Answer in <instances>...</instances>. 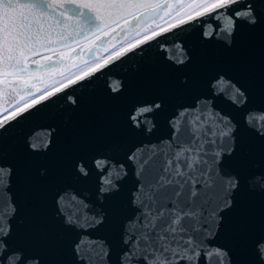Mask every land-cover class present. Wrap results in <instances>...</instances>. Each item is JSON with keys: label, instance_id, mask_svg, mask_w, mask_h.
Returning a JSON list of instances; mask_svg holds the SVG:
<instances>
[{"label": "snow or ice", "instance_id": "snow-or-ice-1", "mask_svg": "<svg viewBox=\"0 0 264 264\" xmlns=\"http://www.w3.org/2000/svg\"><path fill=\"white\" fill-rule=\"evenodd\" d=\"M183 2L186 0H0V86L18 72L28 71L27 58L38 54L34 45L44 36L45 25L49 34L64 29L60 36L65 44L69 40L94 42L101 33L127 22L129 15L135 17L139 12L144 19H155L169 4ZM191 2L204 8L213 6L207 17L191 21L211 28L202 33L207 42L216 40L219 33L220 42L231 47L240 38L241 29L255 33L257 26L264 24V0ZM209 17L217 21L215 26L208 22ZM176 30L173 25V33ZM148 40L147 44L141 40V48L135 50L150 49L159 37ZM179 47L183 53L179 61L165 59L184 67L191 65V53L185 46ZM51 51L55 54V49ZM45 59L51 67L58 63L51 55ZM93 73L99 74L95 68ZM94 78L88 75L87 81L81 78L80 83ZM62 84L55 86V92L45 90L0 112V134L38 113L42 106L77 104L70 89L79 84L75 80L71 85ZM193 86L194 79L186 77L176 90L187 92ZM108 88L116 94L124 91L119 81ZM250 95L248 89L218 72L191 103L176 107L167 121L170 137L160 144L134 146L123 158L117 150L111 155L103 150L70 157L68 167L76 184L53 190L50 211L45 214L58 233L72 236L66 245L37 238L46 228L39 216L31 225L20 218L19 170L12 159L0 153V264H264V108L250 106ZM218 100L232 111L220 109ZM162 108L158 100L133 104L125 117L127 129L151 132L145 123L154 121ZM50 145L51 137L48 144L33 143L27 137L24 150L39 156ZM157 158L162 159L159 166H155ZM150 166L154 167L151 174ZM129 168L135 184L125 193ZM39 175L47 177L48 170ZM90 181L91 196L86 197L88 189L77 185ZM246 197L260 199L261 225L251 236L246 259L238 260L234 245L222 241L248 236ZM105 231L108 235H98ZM54 255L60 258L54 260Z\"/></svg>", "mask_w": 264, "mask_h": 264}, {"label": "water", "instance_id": "water-1", "mask_svg": "<svg viewBox=\"0 0 264 264\" xmlns=\"http://www.w3.org/2000/svg\"><path fill=\"white\" fill-rule=\"evenodd\" d=\"M212 7V5L207 8L201 7L141 39L147 44L148 37L151 36L153 39L159 37L158 44L151 43L150 49L143 47L141 51L135 50L141 48L140 40L65 81L69 85L73 80L79 84L78 87L70 89L73 96L78 99L77 104L62 102L42 106L38 113L33 112L26 120H21L18 126L0 134V153L12 159L19 170L20 218L31 225L39 216L46 225L45 230L38 235V239L57 241L65 245L72 239L70 234L58 233L56 225L45 215L50 211L51 192L69 184H76L68 167L70 157L85 151L103 150H109L108 154L111 155L112 150H117L123 158L124 153L134 146L147 147L160 144L163 139L170 137L167 121L176 107L191 103L204 91L208 79L218 72L225 73L249 90L250 106L264 108V88L261 87V81L264 80V24L258 25L255 33H249L246 28L241 29L240 38L231 47L220 42L222 37L219 33L216 40L207 42L202 33H209L211 28L204 24L192 25L191 21L194 19L199 21L201 15L207 17ZM21 10L25 11V9ZM130 17L133 16L129 15L128 18ZM141 19L143 17L136 12L135 21H121L118 27L112 28V33L79 48L75 46L84 41L73 43L69 40L65 44L60 36L64 29L57 28L49 34L48 25H45L44 36L38 38L34 45L38 49V54L31 53L27 58L28 71L23 74L18 72L10 81L6 80L5 84L0 86V112L12 109L19 101L34 93L38 87L91 60L97 52L106 53L118 42V40L111 41L113 35L121 36L126 30L125 34H127L140 26ZM208 22L212 26L217 23L210 17ZM108 23L112 24L113 21L109 20ZM173 25L177 29L174 33ZM123 26L128 28L122 31ZM99 41L108 42L104 46L98 48L91 46L87 49L88 46ZM180 45L185 46L191 53L192 64L187 67L172 64L170 60L165 59L167 56L179 61L183 56ZM51 49H55V54ZM131 52L134 54H127ZM77 53L82 54L75 56ZM48 55H55L52 56V61L58 62L55 67H51V62L45 59ZM66 55L75 57L70 59ZM122 56L125 57L122 62L113 64ZM33 61H39V64ZM94 68L99 74L93 73ZM88 75H95V78L90 82L80 83L81 78L87 81ZM186 77L194 79V86L187 92L177 91L176 85ZM117 81L123 83L122 94L113 93L108 88L109 84H115ZM59 85L63 87L62 83ZM50 90L55 92V87ZM150 100H158L163 104L154 121L149 120L145 123L147 128L153 130L129 131L125 119L127 111L133 104ZM216 103L224 112L232 111L227 103L220 100ZM27 137L37 144H48L51 137L50 148L43 155H28L24 150ZM255 150L254 147V152ZM149 153L150 149L144 152V155L147 156ZM160 163L162 159L157 158L155 166H159ZM44 169L48 170L47 177L39 175ZM152 171L154 167L150 166L149 174ZM134 184L133 172L129 168L128 179L124 186L125 193L133 188ZM77 186L88 189L84 191V195L91 196L92 181ZM244 204L250 217L248 236L222 241L234 245L238 260L246 259L251 236L260 231L261 225L260 199L246 197ZM122 211L127 210L122 209ZM98 235H108V233L105 231ZM59 258L53 256L54 260Z\"/></svg>", "mask_w": 264, "mask_h": 264}, {"label": "rangeland", "instance_id": "rangeland-1", "mask_svg": "<svg viewBox=\"0 0 264 264\" xmlns=\"http://www.w3.org/2000/svg\"><path fill=\"white\" fill-rule=\"evenodd\" d=\"M199 8H201L200 4L192 3L191 0H186V2H183V3L169 4L164 9V11L160 13L159 17L155 19H152V18L141 19L140 26L132 29L130 32L125 34L118 42L115 43V45H113L108 51H106V53L97 52L95 57H93L91 60L75 67L74 69L70 70L69 72H67L66 74L62 76L55 77L54 79L48 81L47 83H44L43 86L38 87L34 93L28 95L27 97L19 101L17 104H24L26 101H30L33 96H39L41 92L54 88L56 85H59L62 82L67 81L68 79L78 75L79 73L89 69L90 67L113 56L114 54L124 50L125 48L131 46L132 44L157 32L158 30L168 26L169 24L181 19L182 17L192 13L193 11ZM135 18H136V15L135 17L128 18V21H135ZM122 22H125V21H122ZM116 27H118V25ZM110 33H112V28H110L107 33H101L100 38ZM146 33L147 35H145ZM90 42H87V43L84 42L76 47L79 48Z\"/></svg>", "mask_w": 264, "mask_h": 264}, {"label": "flooded vegetation", "instance_id": "flooded-vegetation-1", "mask_svg": "<svg viewBox=\"0 0 264 264\" xmlns=\"http://www.w3.org/2000/svg\"><path fill=\"white\" fill-rule=\"evenodd\" d=\"M121 28H122V29H121L122 31H125L128 27L126 28V26H123V27H121ZM126 31H127V30H126ZM126 31H125V32H126ZM125 32H124L121 36H120V35H119V36H115V35H113V36L111 37V41H113V42H114V41H117V40L119 41V40L125 35ZM114 36H115V37H114ZM109 41H110V40H109ZM107 42H108V41H102V42L99 41V42H96V43L91 44L90 46H88L87 49H88L89 47H91V46H92L93 48H95V47L98 48V47L104 46ZM85 50H86V49H85ZM85 50H84V51H85ZM85 52H86V51H85Z\"/></svg>", "mask_w": 264, "mask_h": 264}]
</instances>
